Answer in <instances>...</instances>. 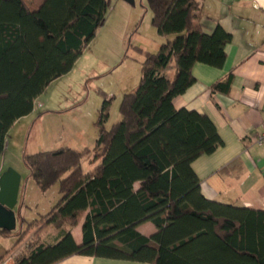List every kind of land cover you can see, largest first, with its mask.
I'll use <instances>...</instances> for the list:
<instances>
[{"label":"trees","instance_id":"16d2710c","mask_svg":"<svg viewBox=\"0 0 264 264\" xmlns=\"http://www.w3.org/2000/svg\"><path fill=\"white\" fill-rule=\"evenodd\" d=\"M147 1L152 25L165 41L156 52L139 48L140 82L123 95L121 119L111 129L105 127L111 99L104 101L91 157L99 163L84 170L86 152L70 146L24 156L40 190L58 185L61 197L38 218L22 217L27 227L16 244L37 230L16 264H54L74 254L152 264H264V210L207 199L192 168L198 156L223 145L216 124L205 113L174 105L196 81L197 62L223 66L232 35L220 24L204 29L202 0ZM109 5L0 0V158L10 129L73 69L105 23ZM232 82L231 72L212 91L229 93ZM84 216L78 244L71 229ZM146 220L157 227L151 236L137 229ZM50 226L61 230L56 244L43 241ZM9 233L0 229V236Z\"/></svg>","mask_w":264,"mask_h":264},{"label":"crops","instance_id":"0c3cea01","mask_svg":"<svg viewBox=\"0 0 264 264\" xmlns=\"http://www.w3.org/2000/svg\"><path fill=\"white\" fill-rule=\"evenodd\" d=\"M202 3L201 22L204 29L212 32L220 24L231 33L232 39L226 45L223 66L197 62L193 68L196 81L183 94L174 98V105L178 109L187 108L207 114L216 124L224 142L214 152L198 156L192 162V168L201 180V191L207 199L264 210V145L252 140L264 123V0H202ZM231 72L233 82L230 92L212 91L213 84ZM31 114L22 117L14 126ZM90 154H93L92 151ZM5 159V155L0 158V175L8 168ZM86 161H89L88 169L99 163V160L91 163L93 160L89 156H84L82 162ZM22 184L23 178L15 209L17 228L8 235L0 236V259L8 250L15 259L29 251L36 228L16 243L27 227L23 218L32 220L41 215L34 212L39 205L34 196L39 192L45 203L47 194L52 192L53 198L48 205L50 209L61 197L57 186L42 192L37 183H32L33 194L30 197L27 187L22 192ZM135 187L138 189L140 184L136 183ZM84 221L85 216L71 229L78 244L83 242ZM137 229L146 236L157 232L151 220L141 222ZM61 237V230L54 226L42 232L43 241L47 244H56ZM54 264L152 263L74 254Z\"/></svg>","mask_w":264,"mask_h":264},{"label":"rangeland","instance_id":"374dc122","mask_svg":"<svg viewBox=\"0 0 264 264\" xmlns=\"http://www.w3.org/2000/svg\"><path fill=\"white\" fill-rule=\"evenodd\" d=\"M26 1L39 3L42 0ZM134 1L131 4L125 0H110L105 23L72 71L52 82L36 100L37 111L12 127L5 160L8 167L22 175L21 190L27 187L30 197L31 185L36 182L24 161L25 154L70 146L84 150L85 156L91 158L90 153L94 151L91 149L95 148L99 136L97 122L104 101L111 99L105 123V127L111 129L121 119L123 95L140 82L144 55L139 48L156 52L165 41L152 25L153 14L148 1ZM83 168L88 170L89 161L83 163ZM34 198L39 204L34 212H48L53 193L47 194L45 203L39 192Z\"/></svg>","mask_w":264,"mask_h":264},{"label":"water","instance_id":"95a60500","mask_svg":"<svg viewBox=\"0 0 264 264\" xmlns=\"http://www.w3.org/2000/svg\"><path fill=\"white\" fill-rule=\"evenodd\" d=\"M134 4V0H125ZM22 175L13 167H8L0 175V229L14 231L17 228L16 206Z\"/></svg>","mask_w":264,"mask_h":264},{"label":"built area","instance_id":"2783aa9c","mask_svg":"<svg viewBox=\"0 0 264 264\" xmlns=\"http://www.w3.org/2000/svg\"><path fill=\"white\" fill-rule=\"evenodd\" d=\"M254 143L264 145V123L262 129L252 138ZM0 264H16V259L13 255H6L3 259L0 260Z\"/></svg>","mask_w":264,"mask_h":264}]
</instances>
